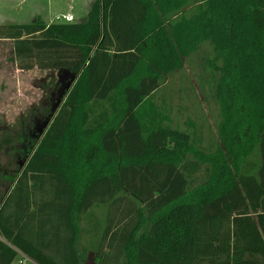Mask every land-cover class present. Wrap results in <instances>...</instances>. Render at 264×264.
<instances>
[{
    "label": "trees",
    "instance_id": "obj_1",
    "mask_svg": "<svg viewBox=\"0 0 264 264\" xmlns=\"http://www.w3.org/2000/svg\"><path fill=\"white\" fill-rule=\"evenodd\" d=\"M0 42L19 70L58 75L0 138L23 158L0 179V264H264V0H97L84 23L0 27ZM205 45L211 142L156 100Z\"/></svg>",
    "mask_w": 264,
    "mask_h": 264
},
{
    "label": "rangeland",
    "instance_id": "obj_2",
    "mask_svg": "<svg viewBox=\"0 0 264 264\" xmlns=\"http://www.w3.org/2000/svg\"><path fill=\"white\" fill-rule=\"evenodd\" d=\"M97 0H0V27L31 25L40 21L63 24L64 18L72 16L81 22L87 10ZM210 52V53H209ZM211 48L207 45L191 58L189 65L168 78L167 86L156 94L158 104L163 100L172 108L171 126L189 131L188 121L203 126L204 136L212 140L218 137L219 105L215 99L218 76L207 65ZM11 43L0 42V138L21 132L30 123L34 110L41 111L49 104L51 94L58 83L57 72L19 70L11 63ZM188 62V61H187ZM23 160L13 150H5L0 156V179L15 172ZM4 187L0 186V192ZM102 212V211H101ZM100 215V212H99ZM101 219L107 220L103 213ZM93 254V253H92ZM85 264H97L93 254ZM14 264H36L20 255Z\"/></svg>",
    "mask_w": 264,
    "mask_h": 264
},
{
    "label": "crops",
    "instance_id": "obj_3",
    "mask_svg": "<svg viewBox=\"0 0 264 264\" xmlns=\"http://www.w3.org/2000/svg\"><path fill=\"white\" fill-rule=\"evenodd\" d=\"M91 9H92V6L87 10L86 14L84 15V17L82 18V21L81 23H84L88 20L89 18V15L91 13ZM49 24H51V22H48ZM80 23V22H79Z\"/></svg>",
    "mask_w": 264,
    "mask_h": 264
},
{
    "label": "built area",
    "instance_id": "obj_4",
    "mask_svg": "<svg viewBox=\"0 0 264 264\" xmlns=\"http://www.w3.org/2000/svg\"><path fill=\"white\" fill-rule=\"evenodd\" d=\"M64 21H65L66 23H72V22H74V19H73L72 16L68 15V16H66V17L64 18Z\"/></svg>",
    "mask_w": 264,
    "mask_h": 264
},
{
    "label": "water",
    "instance_id": "obj_5",
    "mask_svg": "<svg viewBox=\"0 0 264 264\" xmlns=\"http://www.w3.org/2000/svg\"><path fill=\"white\" fill-rule=\"evenodd\" d=\"M70 87H71V85L68 86V88H70ZM92 255H93V254L91 253L90 256H89V258H90Z\"/></svg>",
    "mask_w": 264,
    "mask_h": 264
},
{
    "label": "flooded vegetation",
    "instance_id": "obj_6",
    "mask_svg": "<svg viewBox=\"0 0 264 264\" xmlns=\"http://www.w3.org/2000/svg\"><path fill=\"white\" fill-rule=\"evenodd\" d=\"M53 98H54V94H53Z\"/></svg>",
    "mask_w": 264,
    "mask_h": 264
}]
</instances>
